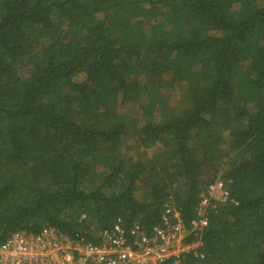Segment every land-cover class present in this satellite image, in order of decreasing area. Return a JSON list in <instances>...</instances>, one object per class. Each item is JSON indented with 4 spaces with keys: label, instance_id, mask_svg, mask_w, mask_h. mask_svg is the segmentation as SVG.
<instances>
[{
    "label": "trees",
    "instance_id": "1",
    "mask_svg": "<svg viewBox=\"0 0 264 264\" xmlns=\"http://www.w3.org/2000/svg\"><path fill=\"white\" fill-rule=\"evenodd\" d=\"M219 177L190 264H264V0H0V242L189 225Z\"/></svg>",
    "mask_w": 264,
    "mask_h": 264
},
{
    "label": "built area",
    "instance_id": "2",
    "mask_svg": "<svg viewBox=\"0 0 264 264\" xmlns=\"http://www.w3.org/2000/svg\"><path fill=\"white\" fill-rule=\"evenodd\" d=\"M228 202H233L230 191L219 177L200 194L189 225L167 206L152 230L139 222L126 227L118 219L97 234L98 241L71 237L52 225L38 232L18 230L0 242V264H190V258H205L202 233L219 205Z\"/></svg>",
    "mask_w": 264,
    "mask_h": 264
},
{
    "label": "rangeland",
    "instance_id": "3",
    "mask_svg": "<svg viewBox=\"0 0 264 264\" xmlns=\"http://www.w3.org/2000/svg\"><path fill=\"white\" fill-rule=\"evenodd\" d=\"M241 68L239 69V71ZM169 97L168 101L171 106L178 104L182 100V93L183 90L180 89H173V90H164ZM170 95V96H169ZM117 110L119 113H128L132 115H136V112L139 111L138 105H135L134 103H127V104H121L119 103L117 105ZM161 110L159 107L155 108V111L152 115L153 118H159L160 117V112ZM131 138L127 137L126 138V143L123 144L122 148L126 151L127 157H130L133 159L134 155L137 153V151L133 148V145L136 142L135 137L130 136ZM163 146L162 143H158L150 148L147 149V156H153L159 148ZM102 169V168H101ZM147 189V184L144 183H138V193L139 195L145 193Z\"/></svg>",
    "mask_w": 264,
    "mask_h": 264
},
{
    "label": "bare ground",
    "instance_id": "4",
    "mask_svg": "<svg viewBox=\"0 0 264 264\" xmlns=\"http://www.w3.org/2000/svg\"><path fill=\"white\" fill-rule=\"evenodd\" d=\"M148 230V229H147Z\"/></svg>",
    "mask_w": 264,
    "mask_h": 264
}]
</instances>
